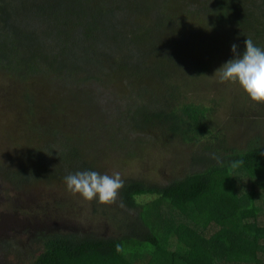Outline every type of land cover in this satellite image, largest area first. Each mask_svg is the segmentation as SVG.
Listing matches in <instances>:
<instances>
[{"label": "trees", "instance_id": "1", "mask_svg": "<svg viewBox=\"0 0 264 264\" xmlns=\"http://www.w3.org/2000/svg\"><path fill=\"white\" fill-rule=\"evenodd\" d=\"M131 1L0 0V73L25 92L30 107L24 116L33 113L36 103L28 93L30 84L46 78L56 80L48 87L68 94L58 100L65 104L61 112L74 110L76 101L83 114L103 118L102 129L116 123L113 135L126 147L137 134L155 131L163 132L157 140L163 136L169 145L195 144L189 158L192 173L159 186L123 179L115 202L123 216L116 224L125 232L122 238H106L95 230L36 229L29 231L28 241L42 246L38 252L10 239L0 242L2 255L15 254L20 263L24 254L28 264H264V202L257 199L264 192L262 126L244 127L242 135L255 133L240 151L232 145L234 136L216 122L214 109L205 106H219L218 100L193 94L219 59L234 58L232 44L242 54L243 41L251 38L264 49V0L212 1L220 10L214 22L196 11L205 0L150 1V19L146 13L135 17L144 8ZM142 19L158 20L159 26H142L147 24ZM123 88L127 93L121 103ZM54 132L61 142L77 141L83 153L74 141L70 157L67 145L35 143L24 164L33 161L36 167L13 170V164H0L11 186L61 184L77 171L105 173L85 149L93 140L90 129L73 121L69 129ZM55 161L57 174L46 168L49 163L55 167ZM143 196L155 199L142 203L138 199ZM53 203L57 209L67 204L63 199ZM93 204L96 213L104 210L97 200ZM50 208L42 207L44 216Z\"/></svg>", "mask_w": 264, "mask_h": 264}, {"label": "rangeland", "instance_id": "2", "mask_svg": "<svg viewBox=\"0 0 264 264\" xmlns=\"http://www.w3.org/2000/svg\"><path fill=\"white\" fill-rule=\"evenodd\" d=\"M150 1L153 0L131 1L132 5L141 9L144 8L143 11L136 13L135 17L141 13H146L150 19L154 15V10L149 9L152 4ZM157 1L155 0L156 3ZM205 1L204 4H196V11L205 21L214 22L216 15L220 14L219 7L212 5V1L215 0ZM144 22H147V24L141 23L142 26L150 28L159 26L158 20L153 23L147 20ZM220 60L214 72L206 73L202 78L201 86H198L200 85L198 84L194 89V93H192L199 100H218L219 106H207L205 105L207 104L206 101L202 102V104L214 109L213 115L216 122H219L218 125L224 129L228 137L234 136L235 139L232 145L240 151L245 150L255 130L245 131L248 135H242L244 127L254 126L257 122V129L262 126L260 132L264 136V118L261 117L264 114V104L251 102L236 84L219 83L218 76L214 73L224 62H227L226 59ZM55 82L56 80L49 82L46 78H40L30 84L28 93L32 94V98H30L35 100L36 103L33 106V113L24 116L30 107L29 102L25 98V92L17 88V84L10 77L0 73L1 165L13 164V170L19 167H28L29 165L24 163L31 158L30 150L38 142H41V145L44 142H49L58 148L67 145L69 147L68 156L70 157L71 145L75 143V147H77L78 142L75 140H73L74 143L73 141L61 142L57 140L54 130L63 126L69 129L74 121L78 122L83 129H90L93 137L92 143H88L90 147L82 146L87 149L91 158L90 161L95 163L100 169H103L104 174L112 175L114 172H119L122 179H135L140 182L144 181L147 185L159 186L171 184L175 180L183 179L192 173L189 168V158L195 144L181 145V142L171 141L173 142L172 146L169 145L163 136L161 141L157 140V136L163 132L155 131L152 134L150 132L137 134L134 136V140L131 141L132 143L129 142L126 147L123 144L125 142H121L120 139L113 135L112 128L116 123L110 122L108 130L102 129L101 126L105 123L103 118L96 112L83 114L81 106L76 101L72 103L75 111L69 108L68 113L66 111L61 112V110H65V104L59 103L58 100L63 99V96L67 98L68 94L64 93L61 96L58 90L48 87L49 84ZM182 89H184L183 86ZM126 93L127 90L121 93L123 94L121 103ZM231 116H233L232 120ZM66 131L68 130L66 129ZM66 134L69 137L74 136L71 129ZM127 135L125 132V137ZM208 139H201L200 143H204ZM78 148L80 150L78 152L83 153V147L78 146ZM54 163L55 167L53 163H49L46 164V168L50 171L53 169V173L57 174L60 171L59 165L57 161ZM37 165L32 161L29 167L34 168ZM262 196L263 198L257 197L259 202H264V192ZM55 199H63L67 204L57 209L55 208L56 203H53ZM151 199H155V196H143L138 200H145L142 203H147ZM45 205L52 207L47 210L48 216L43 215L42 207ZM99 205L98 208H104V210L96 213L93 200L88 202L79 195H72L66 190L65 183L46 185L42 181L20 189L11 186L0 174V242L4 240L5 243V241L9 242L10 239H15V245L23 247L30 244L31 246L27 248L35 253L42 246L32 244L28 239L29 231H36V229L41 233L50 232L57 228L61 230H95L100 232V236L106 238H122L125 232L123 228L122 230L119 229L116 224L119 221L118 219L121 220L123 216L118 207L115 206L116 204ZM40 208L41 213L38 214L37 211ZM106 211L109 212L108 215ZM26 231L27 235H25ZM30 234L34 235L33 233ZM22 257L23 261L19 263L15 254L7 257L2 255L0 251V264H28V257L24 254L20 256V258Z\"/></svg>", "mask_w": 264, "mask_h": 264}, {"label": "clouds", "instance_id": "3", "mask_svg": "<svg viewBox=\"0 0 264 264\" xmlns=\"http://www.w3.org/2000/svg\"><path fill=\"white\" fill-rule=\"evenodd\" d=\"M243 44L242 54L237 44L231 45L234 58L225 62L214 74L218 76L219 83L236 84L251 102L264 104V49L256 46L251 38H246ZM64 183L72 195H79L88 202L95 199L102 205L114 204L124 186L119 172L102 175L87 170L67 174Z\"/></svg>", "mask_w": 264, "mask_h": 264}]
</instances>
